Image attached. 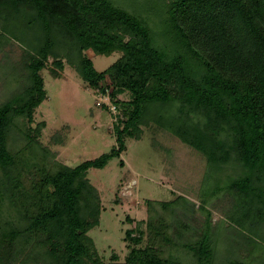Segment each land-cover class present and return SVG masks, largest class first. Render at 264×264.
Segmentation results:
<instances>
[{
	"label": "trees",
	"instance_id": "16d2710c",
	"mask_svg": "<svg viewBox=\"0 0 264 264\" xmlns=\"http://www.w3.org/2000/svg\"><path fill=\"white\" fill-rule=\"evenodd\" d=\"M0 27L8 35L0 47L17 41L26 57L25 86L0 104V264H104L88 236L101 201L86 175L119 157L148 120L205 158L223 184L216 190L264 241V0H0ZM85 51L121 56L97 72ZM49 59L54 78L65 61L88 88L110 90L122 115L113 123L117 147L74 168L38 142L44 122L32 127ZM124 92L127 102L117 99ZM178 201L185 206L178 196L147 203L143 246L142 222L127 218L128 253L112 264H246L230 250L217 258L208 221L179 242L188 228L170 221Z\"/></svg>",
	"mask_w": 264,
	"mask_h": 264
},
{
	"label": "rangeland",
	"instance_id": "374dc122",
	"mask_svg": "<svg viewBox=\"0 0 264 264\" xmlns=\"http://www.w3.org/2000/svg\"><path fill=\"white\" fill-rule=\"evenodd\" d=\"M3 35L8 37L0 27V38ZM19 44L11 40L0 47V104L12 94L19 93L26 83L25 49ZM84 54L97 72L106 70L121 56L118 52L98 57L91 51ZM51 62L49 59L40 73L46 99L35 110L32 127L44 122L38 142L52 154L55 162L74 168L117 147L113 116L106 101L99 106L96 104L105 97L88 88L73 65L64 61L63 71L54 78ZM129 97L124 92L117 99L127 102ZM140 129L138 140H124L125 151L119 157L110 159L103 169L88 170L86 175L101 201L99 224L89 231L88 236L96 245L102 262H123L128 253L124 234L133 227L127 218L142 222L143 246L146 242L147 203L172 202L178 196L186 203L182 206L181 201L177 202L170 221L179 220L188 230L181 233L183 239L179 240L171 230L174 240L191 242L208 221L217 258L230 250L234 261L257 264L264 251L259 246L246 244L256 241L264 245V241L248 223H241L234 200L225 192L219 194L216 190L223 184L212 179L205 158L153 121L148 120ZM213 192H217L216 197L209 198ZM175 226L172 224L171 229ZM236 232L247 236V241L243 242L246 244L239 243ZM260 233L263 235L264 230Z\"/></svg>",
	"mask_w": 264,
	"mask_h": 264
},
{
	"label": "built area",
	"instance_id": "2783aa9c",
	"mask_svg": "<svg viewBox=\"0 0 264 264\" xmlns=\"http://www.w3.org/2000/svg\"><path fill=\"white\" fill-rule=\"evenodd\" d=\"M96 92H99L100 96L105 97L104 99H99V101L96 103L98 106L103 103L105 104L107 102V107L109 109V111L112 113L113 116V121H117L118 118H121L122 115H120L116 109V107L114 105H112L110 103V99H109V94H110V90H107L105 93H102L101 91L97 90ZM106 101V102H105Z\"/></svg>",
	"mask_w": 264,
	"mask_h": 264
}]
</instances>
